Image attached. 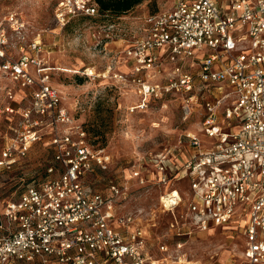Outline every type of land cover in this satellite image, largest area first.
Returning a JSON list of instances; mask_svg holds the SVG:
<instances>
[{
	"label": "built area",
	"instance_id": "2783aa9c",
	"mask_svg": "<svg viewBox=\"0 0 264 264\" xmlns=\"http://www.w3.org/2000/svg\"><path fill=\"white\" fill-rule=\"evenodd\" d=\"M98 16L94 0H57L54 6L60 27ZM113 34L114 25L107 26L105 46ZM25 35L26 24L15 14L0 22V82H11L22 92L20 102H27L23 109L9 103L4 108L18 113L21 122L9 127L0 169H12L45 136L52 161L45 180L5 204L0 264H179L150 251L161 215L171 217L166 227L177 238L245 216L240 264H264V0H173L169 9L147 15L141 33L119 52L131 63L133 82L139 78L141 104L172 93L185 95L186 104L197 101L196 78L204 89L214 87L204 100L198 133L140 156L132 166L138 186L161 190L158 210L123 213L128 181H109L106 195L85 185L95 170L107 172L112 158L90 145L61 105L55 69L42 57L41 43L27 42ZM11 38L16 53L10 51ZM164 65L173 66L165 83L140 80L148 73L161 76ZM5 95L14 100L12 89ZM187 178L184 199L174 186ZM155 247L168 253L163 243Z\"/></svg>",
	"mask_w": 264,
	"mask_h": 264
},
{
	"label": "rangeland",
	"instance_id": "374dc122",
	"mask_svg": "<svg viewBox=\"0 0 264 264\" xmlns=\"http://www.w3.org/2000/svg\"><path fill=\"white\" fill-rule=\"evenodd\" d=\"M57 0H0V22L8 14H15L26 24L25 39L39 41L42 57L52 71L53 84L61 93V105L75 124L87 133L93 148H103L112 158L107 172L87 175L85 185L104 195L108 194L109 181L129 182L123 213L137 210H158L161 190L147 185L140 187L131 179V169L140 156L154 155L163 148L184 140L187 133H198L203 115L205 98L212 96L214 87L204 89L196 78L193 95L197 101L185 103V95L172 93L159 98L150 97L142 103L138 86L133 82L131 63L119 53L142 31L143 19L153 11L167 10L173 0H146L124 17L109 21L85 20L77 17L65 27L54 20ZM109 24L114 25L112 41L105 46L103 33ZM128 42V43H127ZM15 39H10V51ZM206 54L202 51L201 55ZM190 63V60L186 61ZM172 65H164L161 76L150 73L141 77L142 82L165 83ZM187 71H189L187 69ZM196 75V68L190 69ZM115 76H121V79ZM82 80V84H78ZM6 89H12L14 100L8 101ZM22 92L9 81L0 82V151L5 138L11 137V128H18L21 118L18 113L8 114L4 108L9 104L16 109L27 107L20 102ZM23 99V98H22ZM141 108H136V106ZM135 107L136 109H134ZM202 143L207 140L201 137ZM52 161L49 137L34 143L27 156L10 170L0 169V216L7 202L17 201L26 186L42 182L48 176L46 169ZM181 196L189 194V179L176 186ZM164 189H162L163 191ZM169 215H161L154 230L152 252L156 257H167L179 264H239L244 246L239 229L217 228L214 231L192 230L190 235L175 237L167 230ZM247 219L239 221V226ZM168 246V253L157 252L156 244ZM181 243L178 248L177 244ZM21 264V263H20Z\"/></svg>",
	"mask_w": 264,
	"mask_h": 264
},
{
	"label": "trees",
	"instance_id": "16d2710c",
	"mask_svg": "<svg viewBox=\"0 0 264 264\" xmlns=\"http://www.w3.org/2000/svg\"><path fill=\"white\" fill-rule=\"evenodd\" d=\"M144 1L146 0H94L98 6L99 16L96 18H82V20H96L98 18L100 21L111 22L110 19H119L124 17L127 13ZM155 13H157V11H153L148 15ZM78 84H82V80H79Z\"/></svg>",
	"mask_w": 264,
	"mask_h": 264
},
{
	"label": "crops",
	"instance_id": "0c3cea01",
	"mask_svg": "<svg viewBox=\"0 0 264 264\" xmlns=\"http://www.w3.org/2000/svg\"><path fill=\"white\" fill-rule=\"evenodd\" d=\"M244 219H246V217L245 216H242V217H240V216H238V217H236L233 221H231L230 223H228V224H226V225H224V226H218V227H215V226H212L208 231H214V230H216L217 228H231V229H239V231L241 232V234H242V236H243V229H244V226L246 225H242V226H239L238 225V222L239 221H244ZM243 241H244V246H245V237L243 236ZM244 246H243V249H242V251H241V254H240V261H239V264L241 263V261H242V253H243V251H244ZM151 253L153 254V252H152V248H151ZM156 256V255H155Z\"/></svg>",
	"mask_w": 264,
	"mask_h": 264
},
{
	"label": "bare ground",
	"instance_id": "6f19581e",
	"mask_svg": "<svg viewBox=\"0 0 264 264\" xmlns=\"http://www.w3.org/2000/svg\"><path fill=\"white\" fill-rule=\"evenodd\" d=\"M136 108H138V107H136Z\"/></svg>",
	"mask_w": 264,
	"mask_h": 264
}]
</instances>
